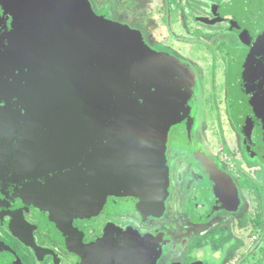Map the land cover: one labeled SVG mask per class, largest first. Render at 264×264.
Here are the masks:
<instances>
[{"label": "water", "instance_id": "obj_1", "mask_svg": "<svg viewBox=\"0 0 264 264\" xmlns=\"http://www.w3.org/2000/svg\"><path fill=\"white\" fill-rule=\"evenodd\" d=\"M220 9L247 46L230 56L233 120L264 141V0ZM187 83L172 58L95 15L88 0H0V189L15 181L25 192L33 167L48 166L55 195L94 208L107 195L132 196L136 210L157 208L166 133L186 114ZM116 236L87 264L143 259L136 246L134 257H117L133 243Z\"/></svg>", "mask_w": 264, "mask_h": 264}, {"label": "flooded vegetation", "instance_id": "obj_2", "mask_svg": "<svg viewBox=\"0 0 264 264\" xmlns=\"http://www.w3.org/2000/svg\"><path fill=\"white\" fill-rule=\"evenodd\" d=\"M168 1L158 10L152 0L107 9L112 23L172 58L188 77V109L166 133L161 204L140 211L135 197L107 195L94 208V200L55 195L48 166H34L36 182L25 192L12 188L15 181L0 189V264H87L109 253L94 246L116 241V232L133 243L120 245L116 256L136 246L143 264H264V141L255 126L239 130L232 116L230 56L247 49L221 17L220 7L232 0H178L174 23ZM95 11L107 20L106 7Z\"/></svg>", "mask_w": 264, "mask_h": 264}, {"label": "rangeland", "instance_id": "obj_3", "mask_svg": "<svg viewBox=\"0 0 264 264\" xmlns=\"http://www.w3.org/2000/svg\"><path fill=\"white\" fill-rule=\"evenodd\" d=\"M160 1L161 0H152V5L155 7V10H158L159 9V7H160ZM187 1H189V0H187ZM88 2H89L90 8L93 11H95V8L93 7V5L91 3H97L99 5V8H96L97 14H98V10L99 9H104L106 7V14H105V16L107 17V20L110 21V22H112V21L114 22V19L111 17L110 12H108V11L110 10V8L112 10V8L114 7V5H121V0H108V1H106L107 2L106 4H102L101 1H98L97 2L95 0H88ZM169 2H170V0L168 1V3L166 5H168ZM177 3H179L178 0H173L172 3L169 4L170 6L169 5L167 7L165 6V13H166V16L168 18V22H173L174 23V22H176L178 20L177 18L179 16V14H178L179 8L176 6ZM107 9H108V11H107ZM169 9H170L171 12H169ZM96 11H95V13H96ZM186 14H187V17H188L189 20L191 19V16H195L193 14V12L190 11L189 9H188V11H186ZM116 23L118 25L122 26V27H128V29L131 30L130 27L128 26V23L127 24H125L123 22L122 23L121 22H116ZM198 25L200 26V24H198ZM164 37H165V34H164V36L161 37V39H163ZM169 42L171 43L172 41H169ZM194 52L197 53L196 50Z\"/></svg>", "mask_w": 264, "mask_h": 264}]
</instances>
